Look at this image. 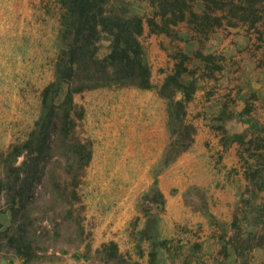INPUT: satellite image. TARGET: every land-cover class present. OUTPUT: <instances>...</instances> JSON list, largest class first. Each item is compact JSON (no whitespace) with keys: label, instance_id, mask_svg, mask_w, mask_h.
Listing matches in <instances>:
<instances>
[{"label":"rangeland","instance_id":"rangeland-1","mask_svg":"<svg viewBox=\"0 0 264 264\" xmlns=\"http://www.w3.org/2000/svg\"><path fill=\"white\" fill-rule=\"evenodd\" d=\"M127 1L145 21L150 88L75 92L68 120L56 108L62 119L52 131V159L27 210L35 256L26 261L6 247L0 264H102L99 251L111 242L140 264H264V22L207 34L184 22L170 35L152 33L150 0ZM193 6L202 13L201 1ZM62 12L60 0H0L5 183L24 160L9 154L33 139L44 116L63 46ZM109 53L104 39L99 57ZM180 86L191 94L185 121L195 134L165 166L173 139L189 141L176 105L185 101ZM0 225H11L4 200Z\"/></svg>","mask_w":264,"mask_h":264},{"label":"trees","instance_id":"trees-1","mask_svg":"<svg viewBox=\"0 0 264 264\" xmlns=\"http://www.w3.org/2000/svg\"><path fill=\"white\" fill-rule=\"evenodd\" d=\"M197 1H201L203 6L201 14L194 11L193 5ZM150 2L154 12L146 22L152 33L170 35L172 27L184 22L193 25L202 34L212 32L224 24L238 27L264 22V0H150ZM60 4L63 11L61 16L63 46L57 64L56 80L44 92V116L37 124L33 139L22 146H15L9 154L14 155L16 160L24 157L21 165L13 171L14 180L7 183L0 180V212L1 200H4L11 214V225L6 229L0 225V253L9 247L26 261H31L35 256L32 252L33 242L28 237L30 224L27 210L41 187L46 166L52 159V131L60 129L62 119L56 108L62 110L63 118L68 120L70 112L74 109L75 92L112 85L150 88V70L144 61L140 41L145 21L132 14L127 0H60ZM104 39L110 43V53L101 59L99 45ZM180 87L185 92V101L177 102L176 105L182 111L184 117L182 126L188 132L186 139L189 141L185 143L173 139L164 157L165 166L174 162L190 146L195 134L194 127L185 121L186 103L189 102L191 94L185 87ZM65 88L63 101L54 104V99L63 93ZM173 134L177 135V132L173 130ZM238 139L242 141L241 136ZM256 173L252 174L253 178L257 176ZM259 225L264 226V220ZM233 228L239 229L236 224H233ZM258 246L260 245L250 246L249 252ZM238 250H234L237 258L243 255ZM99 254L102 264H140L124 259L117 244L113 242L103 246Z\"/></svg>","mask_w":264,"mask_h":264}]
</instances>
